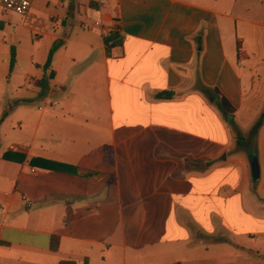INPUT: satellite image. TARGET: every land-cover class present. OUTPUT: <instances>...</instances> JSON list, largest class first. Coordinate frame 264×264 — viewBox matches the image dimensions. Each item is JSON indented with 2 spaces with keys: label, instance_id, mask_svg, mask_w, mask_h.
<instances>
[{
  "label": "crops",
  "instance_id": "crops-1",
  "mask_svg": "<svg viewBox=\"0 0 264 264\" xmlns=\"http://www.w3.org/2000/svg\"><path fill=\"white\" fill-rule=\"evenodd\" d=\"M43 1L30 22L20 16L30 50L0 8L1 38L17 41L0 44V264H264V124L251 135L264 111V4L248 18L232 13L236 0H82L67 12ZM106 28L120 39L109 54ZM42 37L62 45L40 95ZM40 160L97 177L30 163Z\"/></svg>",
  "mask_w": 264,
  "mask_h": 264
},
{
  "label": "trees",
  "instance_id": "trees-1",
  "mask_svg": "<svg viewBox=\"0 0 264 264\" xmlns=\"http://www.w3.org/2000/svg\"><path fill=\"white\" fill-rule=\"evenodd\" d=\"M104 44L106 48V52L109 54L110 49L116 45L120 44V39L116 34L108 35L107 37L104 38ZM62 45V41L55 40L51 47L48 50L46 60L41 66L44 72L49 71L47 76L42 77L41 79L35 81V85L40 89V95H43L44 92L47 90L48 87V81L51 80L54 76V72L50 70V66L52 63L53 55L57 51V49ZM15 62V50L12 47L10 50V60H9V67L10 70L12 69L13 65ZM170 95L166 94H158L156 95L157 98H164L168 97ZM216 107L219 109V111L223 114L224 118L226 121L230 124L232 127L234 137L236 140V150L244 151L247 146L246 142V136L237 128V126L234 123L233 119V113L234 110L233 108L229 105V103L224 99V98H218L216 100ZM7 115V111H4L0 118V123L4 119V117ZM264 124V111L261 112L259 117L256 119L254 122L252 129H251V135L255 136L259 130V128ZM105 152V162L106 163H111L112 162V153H111V148L110 147H105L104 148ZM2 158L6 161L10 162H15V163H20L23 161V156L21 155H16L12 153L11 151H6L3 153ZM34 163L36 166H39L42 169H47V170H54V171H59V172H65L68 174H73L76 176L84 177V178H92V177H97V174H94L93 172L83 170V169H78L76 167H72L69 165H63V164H58L54 162H49L46 160H40L36 162H30ZM33 164V165H34ZM59 248V237L57 236H52L50 239V250L56 251ZM58 264H75L74 261L71 260H63L60 261Z\"/></svg>",
  "mask_w": 264,
  "mask_h": 264
},
{
  "label": "rangeland",
  "instance_id": "rangeland-1",
  "mask_svg": "<svg viewBox=\"0 0 264 264\" xmlns=\"http://www.w3.org/2000/svg\"><path fill=\"white\" fill-rule=\"evenodd\" d=\"M36 1H38L39 3H44L43 0H36ZM74 1L81 2L82 0H49V2H51L52 9L59 10L60 12L62 11L67 12L68 10H70ZM261 3L264 4V0H236L234 8H232V13L238 14L240 16H245L248 18L254 17L255 15L258 14L257 6L260 5ZM5 14L6 15L3 16V21L5 20L10 23L9 32L11 33L14 32L15 29H18L17 32H21L24 35L23 42L24 44H27L28 46L27 48L30 50L32 43L29 34H27L21 26V21H20L21 17L17 14H13V12H6ZM77 23L78 21L75 20L73 24L76 25ZM1 40L4 41V43L7 44L8 46L13 44L15 47L17 43V41H15L16 40L15 37L13 40L14 43H12L11 41H9L7 35L3 39L0 36V44L3 43ZM47 44H48V37H42L38 40V43L34 45L35 47L34 58L36 62H39V60H41L40 58H42L43 55L47 52L48 50ZM2 58H4V56L3 53L0 52V59ZM6 58L7 57H5V59ZM42 99L43 98H40L38 106H43ZM7 142L8 140L1 141V147L7 144Z\"/></svg>",
  "mask_w": 264,
  "mask_h": 264
},
{
  "label": "built area",
  "instance_id": "built-area-1",
  "mask_svg": "<svg viewBox=\"0 0 264 264\" xmlns=\"http://www.w3.org/2000/svg\"><path fill=\"white\" fill-rule=\"evenodd\" d=\"M34 0H0V8L4 12H13L22 17L25 23L30 22L31 16L29 15L30 10L32 8ZM109 0H97V5L100 9H103ZM54 16L50 15L49 19H53ZM119 29L118 24L115 23L113 25V30L117 31ZM31 30L35 38L40 37L44 33V29L42 25L38 23H34L31 25ZM110 28L104 29V33L109 35ZM239 51L241 49L239 48Z\"/></svg>",
  "mask_w": 264,
  "mask_h": 264
},
{
  "label": "water",
  "instance_id": "water-1",
  "mask_svg": "<svg viewBox=\"0 0 264 264\" xmlns=\"http://www.w3.org/2000/svg\"><path fill=\"white\" fill-rule=\"evenodd\" d=\"M248 160L251 168V179L257 180L259 178V165L257 161L256 151L249 152Z\"/></svg>",
  "mask_w": 264,
  "mask_h": 264
}]
</instances>
